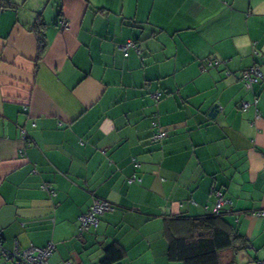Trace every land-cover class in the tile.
I'll return each instance as SVG.
<instances>
[{"label": "crops", "instance_id": "0c3cea01", "mask_svg": "<svg viewBox=\"0 0 264 264\" xmlns=\"http://www.w3.org/2000/svg\"><path fill=\"white\" fill-rule=\"evenodd\" d=\"M2 1L0 264L49 243L46 264H101L111 244L124 251L113 264H183L166 222L211 213L215 190L246 244L221 264L264 262V0ZM94 198L112 209L81 232Z\"/></svg>", "mask_w": 264, "mask_h": 264}, {"label": "trees", "instance_id": "16d2710c", "mask_svg": "<svg viewBox=\"0 0 264 264\" xmlns=\"http://www.w3.org/2000/svg\"><path fill=\"white\" fill-rule=\"evenodd\" d=\"M6 2L0 0V8L6 6ZM38 35L39 53L41 54L45 47V38L39 27H35ZM222 214L208 213L197 219H190L189 224H184L186 217H177L173 221L166 222L168 231L167 255L170 260H178L183 264H221L220 251L235 246L237 239L241 240L239 248H245V241L240 235L232 232L226 226L222 225ZM176 220L180 221L178 226ZM182 222V223H181ZM187 228L186 235H175L173 231L176 227ZM171 228V232H170ZM124 251L116 244H111L106 249V255L101 264H113L121 260Z\"/></svg>", "mask_w": 264, "mask_h": 264}, {"label": "built area", "instance_id": "2783aa9c", "mask_svg": "<svg viewBox=\"0 0 264 264\" xmlns=\"http://www.w3.org/2000/svg\"><path fill=\"white\" fill-rule=\"evenodd\" d=\"M61 27H66V23L62 20L59 21ZM135 43L131 40L126 41L122 49L125 51V55H127V50L130 48L135 47ZM137 50V48H136ZM253 53L256 54V50H253ZM219 64L218 60H212L209 61L210 66H217ZM226 74L229 75L230 72L226 71ZM262 78V71L260 67L257 64H254L252 66L246 67L240 71L239 79L243 84V87L247 90L252 88V86L256 83H259ZM162 94L158 92H154L151 94V97L154 101H158L161 98ZM256 103V100L254 101ZM249 106V103L242 102L241 103V109L245 110ZM166 136V132L162 130H158L157 133L153 135V138L155 139H162ZM22 137L25 139L26 135L24 131H22ZM20 154H23V151L20 150ZM135 178L129 180V182L134 181ZM43 189L46 190L50 197L54 196V191L50 189L48 184L43 185ZM214 207L211 213H219L224 209V206L226 203H228V200L224 197L223 192L220 190L214 191ZM112 209L111 203L105 200H101L98 198H94L91 205L89 206L88 210L80 215L79 222H80V231H88L90 228L96 227L98 225L100 217L110 211ZM256 216L262 218L264 222V210L258 211L254 213ZM54 250V244L49 243L45 247H35L30 246L28 248L19 249L15 248L11 252H3L2 254L11 259L13 261V264H46L48 256L52 253ZM261 264H264V262H261Z\"/></svg>", "mask_w": 264, "mask_h": 264}, {"label": "water", "instance_id": "95a60500", "mask_svg": "<svg viewBox=\"0 0 264 264\" xmlns=\"http://www.w3.org/2000/svg\"><path fill=\"white\" fill-rule=\"evenodd\" d=\"M216 107L214 106L211 110H210V112H209V116H214L215 115V112H214V109H215Z\"/></svg>", "mask_w": 264, "mask_h": 264}]
</instances>
